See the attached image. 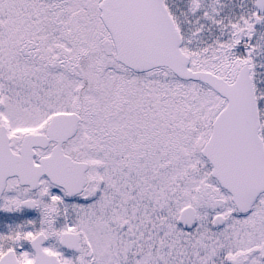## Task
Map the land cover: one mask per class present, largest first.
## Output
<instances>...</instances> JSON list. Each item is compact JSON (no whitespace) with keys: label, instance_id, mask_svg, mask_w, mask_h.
I'll list each match as a JSON object with an SVG mask.
<instances>
[{"label":"snow or ice","instance_id":"obj_1","mask_svg":"<svg viewBox=\"0 0 264 264\" xmlns=\"http://www.w3.org/2000/svg\"><path fill=\"white\" fill-rule=\"evenodd\" d=\"M0 264H264V0H0Z\"/></svg>","mask_w":264,"mask_h":264}]
</instances>
